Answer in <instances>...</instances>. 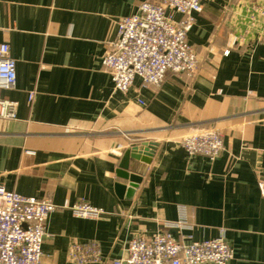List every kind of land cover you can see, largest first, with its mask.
<instances>
[{"label": "crops", "instance_id": "1", "mask_svg": "<svg viewBox=\"0 0 264 264\" xmlns=\"http://www.w3.org/2000/svg\"><path fill=\"white\" fill-rule=\"evenodd\" d=\"M144 1L0 0V44L16 61L1 97L18 103L14 120L0 119V186L57 207L42 264H75L72 244L91 242L100 259L89 264H109L133 238L163 231L181 245L221 238L228 264H264V0H207L187 34L196 72H167L158 87L135 78L123 94L102 57L116 21ZM195 128L218 131V158L180 146ZM150 145V164L130 160L142 178L130 189L121 158ZM77 204L104 214L76 218Z\"/></svg>", "mask_w": 264, "mask_h": 264}, {"label": "built area", "instance_id": "2", "mask_svg": "<svg viewBox=\"0 0 264 264\" xmlns=\"http://www.w3.org/2000/svg\"><path fill=\"white\" fill-rule=\"evenodd\" d=\"M207 0H146L137 12L116 21L115 38L107 44L102 65L109 74L113 88L127 93L135 78L145 86L158 87L165 74L171 72L192 76L198 60L187 42L194 24V15L202 12ZM175 15L179 19H175ZM16 61L7 44H0V119L14 120L18 103L3 99L1 92L14 89ZM32 95H30L31 99ZM191 156L210 161L224 151L215 128L191 129L179 141ZM262 193L264 183L259 184ZM57 207L47 199L25 197L0 186V264H42V245L47 235L46 222ZM74 217L98 220L104 211L89 204H77ZM184 220L167 224L181 227ZM125 259L109 264H228L233 251L221 238L179 244L169 231L133 238ZM68 258L75 264L98 262L100 250L96 243L72 244Z\"/></svg>", "mask_w": 264, "mask_h": 264}, {"label": "water", "instance_id": "3", "mask_svg": "<svg viewBox=\"0 0 264 264\" xmlns=\"http://www.w3.org/2000/svg\"><path fill=\"white\" fill-rule=\"evenodd\" d=\"M156 145L150 146H133L129 150L125 151L121 161L119 168L116 172L117 176L120 179H123L128 182V187L130 189H137L142 178L137 174V172L132 168L130 164V160L140 161L143 164H150L151 156L155 151Z\"/></svg>", "mask_w": 264, "mask_h": 264}]
</instances>
